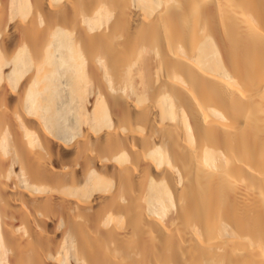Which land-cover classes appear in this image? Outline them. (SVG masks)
<instances>
[{
  "label": "bare ground",
  "instance_id": "6f19581e",
  "mask_svg": "<svg viewBox=\"0 0 264 264\" xmlns=\"http://www.w3.org/2000/svg\"><path fill=\"white\" fill-rule=\"evenodd\" d=\"M0 264H264V0H0Z\"/></svg>",
  "mask_w": 264,
  "mask_h": 264
}]
</instances>
